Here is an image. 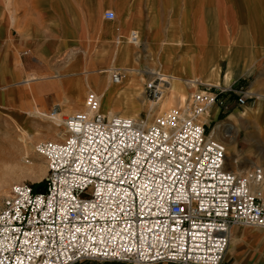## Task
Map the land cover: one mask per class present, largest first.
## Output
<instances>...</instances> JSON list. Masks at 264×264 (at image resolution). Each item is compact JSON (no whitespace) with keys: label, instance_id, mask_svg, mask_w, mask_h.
<instances>
[{"label":"built area","instance_id":"1","mask_svg":"<svg viewBox=\"0 0 264 264\" xmlns=\"http://www.w3.org/2000/svg\"><path fill=\"white\" fill-rule=\"evenodd\" d=\"M110 79L119 83L121 70ZM167 83L153 73L143 93L157 102ZM203 86L148 123L101 114L99 94L88 90L82 110L61 116L62 139L35 146L45 189L13 184L1 199L0 264H221L234 226L264 230V168H227L221 124L208 130L205 119L221 93L242 106L250 92Z\"/></svg>","mask_w":264,"mask_h":264},{"label":"crops","instance_id":"2","mask_svg":"<svg viewBox=\"0 0 264 264\" xmlns=\"http://www.w3.org/2000/svg\"><path fill=\"white\" fill-rule=\"evenodd\" d=\"M35 1L0 0V98L6 100L8 105L15 107H25L31 101V94L40 100L41 106L51 102H53L52 106L57 105L56 102L63 104L74 102L76 104L72 95L75 75L66 70L67 59L60 62L63 59L60 57L57 59L60 63L55 66L49 65L47 62L53 54L64 52V57L70 50L71 46L68 44L66 36L67 28L70 29L69 34L76 42V51L72 49L68 57L75 53L74 56H80V53H83L85 58L90 57L92 62H84L83 70L86 72L95 68L96 59H105L117 46L115 44L114 48L109 49L103 57L98 53V50L89 54V50L81 46V33L80 36L74 34L66 18L67 0H39L40 8L35 7ZM115 1L116 10L121 0ZM219 1L123 0L127 6L128 24L122 26L118 16L117 30L103 37L110 40L114 36L115 38L125 36L127 27L141 24L146 26L150 17L156 15L159 22L158 34L151 26L148 32H151L153 36L159 35V38L154 39L152 45L156 47L157 55L162 53L163 60L173 65L175 72L169 64H167L169 74L166 76L159 73L162 71L160 67L148 69L142 66L139 68L129 65L127 60H121L120 64L123 67L118 68L123 74L121 83L117 86L111 84L109 75L114 69H117L112 67L109 69L107 82L99 94L101 98L103 93L104 102L112 108L111 113H120L111 103L117 90L137 91L146 80L153 77V73H157L166 77L169 83H183L187 92L191 91V86L188 85V82L191 81L201 85L209 82L210 85L248 90L250 92V97L246 101L247 103L249 100L248 111L237 114V117L244 115L255 129L260 128L259 125L264 123V0H221V5L218 7ZM107 6L113 7V1L108 0ZM97 8L99 9V7ZM82 9L86 12L89 7L85 3L82 4ZM88 24L86 18L81 22V29ZM183 29L186 32H181ZM175 31L181 33L176 36ZM132 33L136 36L135 40L131 39ZM119 42L129 50V52H125L129 54L126 59L141 60V56L139 57L136 50L144 49V41L143 39L139 40L138 31L130 30L128 37L116 38V43ZM51 43L54 45L52 46ZM183 49H185V53L182 55ZM22 50L27 51V60L22 59ZM176 58L178 63H173ZM75 63L73 68L79 67L81 60ZM146 63L149 62L146 60ZM177 69L180 71L176 72ZM96 70L102 71L103 69ZM105 77L101 75L102 79ZM79 80H83L87 89L92 90L84 78H79ZM11 85L12 87L8 88ZM6 90L8 91L4 92ZM221 94H223L224 100H219H222L221 102L226 106L228 112L231 110L228 116L232 120L231 115L235 112L234 106L238 105L237 95L232 92ZM171 98L168 93L167 97L156 103L159 104L160 109H163L166 108L167 102L170 105L173 104L175 98ZM144 100L143 95H140L139 101L144 102ZM100 101L102 103V99ZM250 107H255L257 110L255 115L254 110ZM65 111L69 112V110ZM67 112L63 114L67 115ZM210 112H213L214 115L210 113L209 119L219 114L220 107L217 106V109H211ZM134 117L138 118L139 114ZM256 136L259 135H255V161H253L255 164L253 165H263L264 154L260 152L259 147L264 146V137L257 139ZM256 152L258 153L256 154ZM239 164L235 163L236 168L233 167L231 170H239ZM72 264L130 263L83 260ZM146 264L179 263L158 261ZM221 264H264V230L258 227L234 226L231 229L229 244Z\"/></svg>","mask_w":264,"mask_h":264},{"label":"rangeland","instance_id":"3","mask_svg":"<svg viewBox=\"0 0 264 264\" xmlns=\"http://www.w3.org/2000/svg\"><path fill=\"white\" fill-rule=\"evenodd\" d=\"M112 1L113 7H108V0H67L66 18L69 21L74 34L80 36L81 33V46L84 49H88L89 54H91L94 50H98V53L103 57V55L107 54V51H109V49L114 48L115 44L117 47L113 49V51L109 55H107L105 59H96L94 64L95 68L86 72L85 70H83L84 62H92L90 61V57L85 58V54L83 53H80V56H74L76 54L75 53L74 55L68 57V54L72 49L76 51V42L69 34L70 29L67 28L66 36L67 42L71 46L70 50L64 55V57V52L55 53L47 60L49 65L55 66L60 62L66 61L67 59L68 62L66 63V70H69L71 74L75 75L72 84V95L74 96L76 104L74 102L67 104L56 102L58 105V113L60 114L66 113L67 111L65 110H69V112H67V114H69L71 112L82 110L84 108L85 96L89 89H87V87L84 85L83 80L80 81L79 78H84L88 82L90 88L100 94L105 83L107 82L109 69L112 67H123V65L120 64L121 60H127L129 65H135L139 68H142V66L148 69L160 67L162 71H159V73L166 76L169 74V71H167V64L171 65V63H167L163 60L162 53L157 55L155 52L156 47L152 45V41L154 39L157 40L159 38V35L153 36L151 35V32H148L150 26L153 28L155 33H157V31L159 30V22L156 15L150 17V20L146 26L145 24H141L137 26H131L130 28L127 27V29H125V36L116 37L126 38L128 37L130 30H136L139 32V40L143 39L144 41V49L139 48L136 50L138 51L139 57L141 56V60L139 59V61H137L136 58L126 59L129 54H126L125 52H129V50L123 47V44H121L120 42L116 43L115 36L110 40H107L103 37L107 36L108 34H112L117 30L119 25V17L121 19L122 26L128 24L127 20H129V16H126V4L123 2V0H121L115 10L114 4L116 3V1ZM85 3L89 7V10L86 12L82 9V4ZM217 5L218 7L221 5V0ZM35 7H41V3L39 0L35 1ZM97 7H99V9ZM106 9L114 10L115 19H104L103 13ZM86 18L89 24L81 29V22L85 21ZM170 23L172 24V21ZM181 32H186V30L183 29V31ZM181 32L177 33V31H175L176 36H178ZM51 45L53 46L54 44L51 43ZM184 53L185 49H183L182 55ZM27 57V51L22 50V59L25 58L23 60H27ZM60 57H62L63 59L59 62L57 61V59H59ZM173 59H175V57H173ZM79 60H81V65L79 67L77 66L76 68H73V66L76 64L75 62ZM146 60L150 64L146 63ZM173 63H178L177 58L173 61ZM171 66L172 70L175 72L173 65ZM99 68L103 70L97 71L96 69ZM178 71L180 70L177 69L176 72ZM101 75H104L106 77L102 79ZM175 84L173 90L170 91L166 88V86L168 85L167 83L165 85L163 96L161 98L164 99L165 97H167V94L170 93V96L172 97L171 99L175 98L173 100V104L170 105V103L167 102V104L165 105L166 108L163 109H160L159 104H157L156 112L153 114V116L151 115L149 119L148 105L150 104V100L143 93V85L137 91L132 92L117 90L115 95H113L111 99V103L114 105L115 110L120 112V114L132 117H134L136 114H139V117L146 119L148 123L151 122L155 116L162 114L163 112L173 107L182 105L193 92L205 88L203 85L197 83V87L191 86V91L187 92L183 83L178 84L176 82ZM10 87H12V85L8 86V88ZM212 90L214 91L215 89ZM7 91L8 90L4 92ZM1 92L3 91L1 90ZM140 95H143V97H145L144 102L139 101ZM220 95L219 99L224 100L222 98L223 94ZM179 98L182 101H180ZM161 99L159 100L161 101ZM39 101L40 100H38L34 95L31 94V101L28 102L25 107H15L13 105H8L6 100L0 98V201L4 196L8 195L13 184L26 183L32 186L33 183L45 181L46 163L43 160L44 158H41L35 150V146L41 141L60 140L64 135V129L61 126V121L59 122L58 118H54L52 117V114H50L51 108L53 107V102L45 103L44 106H41L42 104H40ZM160 101H158V103ZM103 102L104 100L102 99V103ZM248 106L249 100L242 106L235 105V112L233 113V115H231L233 118L231 120L228 116L231 110L228 112V110L224 108V104L219 103V114L217 116L215 115V117L211 119H207L206 117L208 130L213 129V127L217 124H221L218 136L219 138H223L225 140L226 153L229 154V158L231 159L232 157H234L235 161H237V164L240 163L238 168H243L242 170H246L249 168L244 167V164L248 160L255 161V135H259L256 136L257 139H263L264 137V123L259 125L260 128L258 130L255 129L252 124L243 125L240 123L237 114H241V112H247ZM106 107L107 106L105 105V108ZM250 108L254 110L253 113L255 115V111H257L255 110V107ZM212 109H217V105H214ZM99 111L102 114H105L101 109V103ZM210 113L209 115H211ZM212 115H214V113ZM59 118L61 120V115L59 116ZM222 125L223 127L225 126L223 129ZM228 126H233L236 130L235 139L233 140H230L229 138L231 135H229V137L225 136L224 129H226ZM21 138L23 139V142L25 141V143L27 144L26 147L23 146L22 143H20V140H22ZM259 149L260 152L264 154V146L259 147ZM257 153L258 152H256V154ZM231 164L233 163L228 161V167L230 169L234 167ZM260 166L264 168V162L263 165L260 164Z\"/></svg>","mask_w":264,"mask_h":264},{"label":"bare ground","instance_id":"4","mask_svg":"<svg viewBox=\"0 0 264 264\" xmlns=\"http://www.w3.org/2000/svg\"><path fill=\"white\" fill-rule=\"evenodd\" d=\"M110 72V71H109ZM111 75V74H110ZM109 75V76H110ZM159 76H161V75H159ZM163 79H165V80H167L166 79V77H163V76H161ZM110 81H111V79H110ZM122 81V80H121ZM121 81L119 82V83H112L111 82V84H113V85H119L120 83H121ZM168 81V80H167ZM197 83L198 82H193V81H191V82H188V85H190V86H195L196 87V85H197ZM206 84H210L209 82H206ZM174 83H172V82H168V85L166 86V88H167V90H170V91H172L173 90V88H174ZM195 87H194V89H195ZM103 94V93H102ZM102 94H101V99H103L104 100V97H102ZM163 96V95H162ZM145 98V97H144ZM159 101V100H158ZM155 103L156 102H153V101H150V104L148 105V113H149V118L151 117V115L153 116V114L156 112V105H157V103H156V105H155ZM105 105L107 106L106 108H105ZM113 107V106H112ZM214 107V105L212 106V108ZM99 108H100V104H99V107H98V110H99ZM101 109H102V111L105 113V114H103V115H107V116H111V114H113V113H111L110 111H111V106L109 105V104H107L106 102H103V103H101ZM150 111V112H149ZM100 112V111H99ZM101 113V112H100ZM50 114H52V117H54V118H58V120H59V122L61 121L60 120V118H59V116L61 115H66V114H60V113H58V112H56V113H53L52 111L50 112ZM102 114V113H101ZM206 117H207V119L210 117V115L209 114H207L206 116H205V119H206ZM148 118V119H149ZM238 119H239V121H240V123L241 124H251V122H249L247 119H246V117L244 116V115H241L240 117H238ZM147 122V121H146ZM248 126H250V125H248ZM253 127V126H252ZM243 128V127H242ZM224 131H225V136H227V137H229V135H231L229 138H230V140H233V139H235V135H236V130L234 129V127L233 126H228L226 129H224ZM22 139V138H21ZM21 142L20 143H22V145L23 146H27V144L25 143V141L23 142V139L22 140H20ZM20 143H18V144H20ZM40 157L42 158V156L40 155ZM44 160V159H43ZM45 161V160H44ZM228 161H230L231 163H233V164H231V165H233L234 166V168H236V166L234 165V162H235V158L234 157H232L231 159L229 158V154L228 153H226V159H225V162H226V164H227V167H228ZM253 164H255V162H253V161H248V162H246L244 165V167H251ZM43 165H44V162H43ZM239 169V171H242L241 169H243V168H238ZM262 192H263V196H264V183H263V186H262ZM245 227H251V226H245ZM254 228V227H253Z\"/></svg>","mask_w":264,"mask_h":264},{"label":"trees","instance_id":"5","mask_svg":"<svg viewBox=\"0 0 264 264\" xmlns=\"http://www.w3.org/2000/svg\"><path fill=\"white\" fill-rule=\"evenodd\" d=\"M33 191H43L45 189V181L32 184Z\"/></svg>","mask_w":264,"mask_h":264}]
</instances>
